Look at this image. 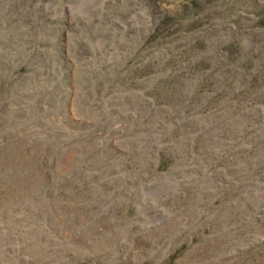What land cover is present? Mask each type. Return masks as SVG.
Listing matches in <instances>:
<instances>
[{
  "label": "rangeland",
  "instance_id": "374dc122",
  "mask_svg": "<svg viewBox=\"0 0 264 264\" xmlns=\"http://www.w3.org/2000/svg\"><path fill=\"white\" fill-rule=\"evenodd\" d=\"M0 264H264V0H0Z\"/></svg>",
  "mask_w": 264,
  "mask_h": 264
}]
</instances>
